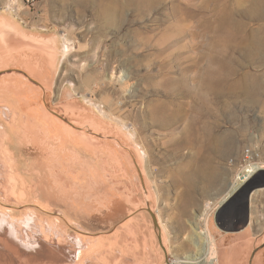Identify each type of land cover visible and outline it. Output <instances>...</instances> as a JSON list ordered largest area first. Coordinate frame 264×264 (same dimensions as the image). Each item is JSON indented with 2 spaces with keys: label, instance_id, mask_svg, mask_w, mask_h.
<instances>
[{
  "label": "rangeland",
  "instance_id": "1",
  "mask_svg": "<svg viewBox=\"0 0 264 264\" xmlns=\"http://www.w3.org/2000/svg\"><path fill=\"white\" fill-rule=\"evenodd\" d=\"M258 4L0 0V213L82 238L78 264H177L197 222L217 252L218 201L264 161Z\"/></svg>",
  "mask_w": 264,
  "mask_h": 264
},
{
  "label": "bare ground",
  "instance_id": "2",
  "mask_svg": "<svg viewBox=\"0 0 264 264\" xmlns=\"http://www.w3.org/2000/svg\"><path fill=\"white\" fill-rule=\"evenodd\" d=\"M263 8L264 5L258 4L257 9L260 12ZM103 114L106 115L105 112ZM15 117L16 115H14ZM256 155L253 153L249 154L252 158ZM263 167L264 161L263 163L260 160L247 161L240 169L241 172L239 171L240 176L235 178L229 190L218 202L221 203L227 200L233 191L244 186ZM5 187L7 186L5 185ZM6 213H0V264H78L82 255H85L84 250L87 244L82 238L70 239L65 233H60L57 227L41 224L31 214L28 217L26 216L27 218L15 220ZM206 220L207 216L204 217V222ZM197 226L199 229L197 231V251L185 258L184 261L176 259L174 262L177 264L215 263L213 258L216 260L217 252L214 248L211 234L207 227L202 226L201 222H197Z\"/></svg>",
  "mask_w": 264,
  "mask_h": 264
},
{
  "label": "crops",
  "instance_id": "3",
  "mask_svg": "<svg viewBox=\"0 0 264 264\" xmlns=\"http://www.w3.org/2000/svg\"><path fill=\"white\" fill-rule=\"evenodd\" d=\"M217 209V264H264V183L242 187Z\"/></svg>",
  "mask_w": 264,
  "mask_h": 264
},
{
  "label": "water",
  "instance_id": "4",
  "mask_svg": "<svg viewBox=\"0 0 264 264\" xmlns=\"http://www.w3.org/2000/svg\"><path fill=\"white\" fill-rule=\"evenodd\" d=\"M225 201H226V200H225ZM225 201L221 202V204L224 203ZM221 204H220V205H221ZM146 205H147V206H146V209L149 210L150 213H151L152 216H153V220H154L155 225H156L157 227H159V224H158V221H157V217H156L154 211L152 210V208L149 206L148 201L146 202Z\"/></svg>",
  "mask_w": 264,
  "mask_h": 264
},
{
  "label": "flooded vegetation",
  "instance_id": "5",
  "mask_svg": "<svg viewBox=\"0 0 264 264\" xmlns=\"http://www.w3.org/2000/svg\"><path fill=\"white\" fill-rule=\"evenodd\" d=\"M256 173H257V172H256ZM256 173H255V174H256ZM255 174H254V175H255ZM254 175H253V176H254ZM253 176H252V177H253ZM252 177H251L250 179H252ZM250 179H249V180H250ZM249 180H248V181H249ZM248 181H247V182H248ZM242 187H243V186H241V187L237 188L235 191H233L232 194H231L228 198H230V197L233 196L235 193H237Z\"/></svg>",
  "mask_w": 264,
  "mask_h": 264
},
{
  "label": "built area",
  "instance_id": "6",
  "mask_svg": "<svg viewBox=\"0 0 264 264\" xmlns=\"http://www.w3.org/2000/svg\"><path fill=\"white\" fill-rule=\"evenodd\" d=\"M253 158L249 156V153L245 156V164L247 163V161H253ZM254 162V161H253ZM244 166V165H243Z\"/></svg>",
  "mask_w": 264,
  "mask_h": 264
}]
</instances>
